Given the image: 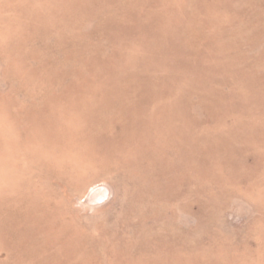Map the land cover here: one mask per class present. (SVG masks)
Wrapping results in <instances>:
<instances>
[{"label":"rangeland","instance_id":"374dc122","mask_svg":"<svg viewBox=\"0 0 264 264\" xmlns=\"http://www.w3.org/2000/svg\"><path fill=\"white\" fill-rule=\"evenodd\" d=\"M0 264H264V0H0Z\"/></svg>","mask_w":264,"mask_h":264}]
</instances>
